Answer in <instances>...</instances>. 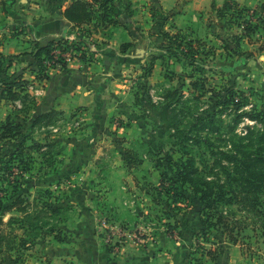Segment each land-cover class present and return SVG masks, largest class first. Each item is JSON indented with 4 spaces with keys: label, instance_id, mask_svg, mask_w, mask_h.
<instances>
[{
    "label": "rangeland",
    "instance_id": "rangeland-1",
    "mask_svg": "<svg viewBox=\"0 0 264 264\" xmlns=\"http://www.w3.org/2000/svg\"><path fill=\"white\" fill-rule=\"evenodd\" d=\"M165 16L166 23H171L170 18L173 15L167 12ZM153 22L152 27L155 30H159L158 25L164 23L161 16H154ZM246 22L248 19L241 21L227 15L223 22L226 28L224 26L220 28L219 39L200 38L206 47L196 44L193 52L189 53L191 56L197 53V50L201 52L197 54L196 72L185 60L177 62L172 59L173 63H171L170 59L164 57L167 56V52L163 45L167 43L162 37L154 43L150 42L149 47L146 45L150 49L159 48L158 56L162 58L161 76L158 78L155 74L145 78L142 76V71L141 75L135 78L133 85L141 94L139 98L146 91L155 104L171 101L169 111L160 113L159 108L150 105L145 112L140 109L137 115L142 133L140 136H124L122 133L110 130L109 127L93 132L96 138L89 139L90 141L84 144L89 147H102L103 153L96 159L97 168L91 182L86 183L84 180L78 182L73 159L70 157L68 161L65 155V146L69 138L85 129L84 121L79 116L66 119L60 113H56L49 121L43 120L33 125V121L27 120L31 101L26 102V99L25 106L17 108L18 116L12 120L20 124L21 131L29 137L26 144L30 145L33 141L49 143L52 146L53 156L49 162H45L34 153L31 161L27 153L23 161L28 163L26 164L28 169L24 171L23 176L15 175L13 177L17 179L12 178L18 182L3 179L4 171L0 169V196L4 195V202H9L13 197H5L6 190L8 194H12L16 186L17 194H24L34 200L40 198L39 191L50 189L60 198L64 196L65 199L62 201L70 206V209L60 219L51 218L49 226L57 225L54 233L39 236L31 245L25 247L11 243L15 248H12L10 253L14 257L19 256L16 264H51L53 259H63L71 241L76 238L75 230L70 227L72 225L77 227L83 215L82 211L81 215L78 214L81 210L78 205H81L80 202L89 194L92 195V199H96L92 204L93 209L96 208L95 236L113 254H119L122 247L128 243L143 245L156 241L160 243L161 236H165L172 243H179L177 260H182L180 264L183 262L199 264L204 257L213 258L217 253L225 250L229 243H232L230 240L232 234L248 256L253 252L257 253L256 255H263L261 243L264 237V212L255 214L237 203L230 204L224 207V210H231L230 224L234 225L237 220L238 223L242 222V225L232 228V233L228 232L225 225L202 230L200 214L202 206L198 198L190 194V189H179L186 199H180L182 205H178L170 198L172 195L169 190L158 188L161 174L166 171V156L170 155L176 160L181 158L183 146L180 142L185 137L199 140L192 145L198 162L205 160L206 163H212L217 157L216 153H211L212 150L215 152L221 148L228 150L230 142L235 143L239 148L248 144V150L251 152L264 154V141L258 142V132L264 131L263 122L260 119L252 120L246 115L248 113L253 116L255 112L264 111V86L261 83L257 90H254L255 87L251 85L254 76L250 75L253 71L261 70L262 58L258 56L253 58L254 53L248 55V51L241 54L242 50L249 48L246 44L241 46L240 52H235L232 48L235 44L231 43L233 36L238 37L242 33L240 29L245 27ZM214 29L217 30L215 27ZM184 34L191 35L186 32ZM262 44H264L263 36L258 46ZM256 55L261 56L258 52ZM145 63L149 66L150 61L146 60ZM143 64L138 65L139 68ZM171 70L175 71L172 75L173 80L165 78V74ZM191 74L194 75L193 80L203 83V88L193 89L188 87L187 83L182 85L183 82L190 81ZM179 85L184 86L181 89L182 95L177 94L174 99L163 101L164 90ZM240 92H245L249 96V101H246L240 109L233 107L231 101L225 103V100L233 95L240 96L238 94ZM1 94L0 89V123L6 116L5 107L10 104L9 101L1 98ZM2 102L5 103L1 104ZM124 121L121 117H117L115 122L125 130L131 124ZM19 144V136L0 140L2 154L14 152ZM95 155L97 153H94V157ZM4 158L5 156L1 160L4 161ZM88 158L92 162L95 160L90 155ZM18 163V160L12 162L15 173ZM2 165L0 162V167ZM80 207L83 211H87L83 204ZM114 208L124 210V216H130V221L118 217L119 215L116 214L120 212L114 211ZM261 209L264 211V205H261ZM129 212L131 214H128ZM11 216L20 217L21 213L13 210L3 216V221L8 222ZM105 220L109 222L105 223ZM114 223L124 229L120 236L111 235L109 226ZM22 226L25 225H21L19 220L9 226L0 222L1 231L13 230L21 234L25 228ZM26 226L28 228V224ZM54 235H57V238ZM85 237L86 240L90 239L88 235ZM207 251H210L211 255H208ZM63 260H65L63 264H73L68 259Z\"/></svg>",
    "mask_w": 264,
    "mask_h": 264
},
{
    "label": "crops",
    "instance_id": "crops-1",
    "mask_svg": "<svg viewBox=\"0 0 264 264\" xmlns=\"http://www.w3.org/2000/svg\"><path fill=\"white\" fill-rule=\"evenodd\" d=\"M5 1L7 4L3 8L1 2ZM73 1L0 0V53L13 58L11 66L0 74V86L2 81L8 78L21 77L29 81L27 93L32 103L27 114L28 121H34L37 116L51 110L60 112L66 119L79 116L84 121L85 129L69 138L65 146V155L68 161L70 157L73 159L78 182L84 180L87 183L95 177L96 159L103 153L102 147L85 145L89 139L96 138L93 132L109 127L110 130L124 136L142 135L137 117L140 111L136 105L137 91L133 85L135 78L143 71L138 65L141 63L146 65V60L158 57L154 61L151 75L156 74L159 78L162 71V58L158 56L159 48H148L150 42L154 43L160 39L153 34L157 30L152 27L154 22L150 8L155 6L173 15L170 18L172 24L165 25L169 31L182 30L191 34L193 38L219 39L220 28L225 27L223 23L225 18L219 17L217 11L228 0H119V15L123 23L112 26L109 35H104L102 30L92 33L98 43L97 59L89 65H85L81 60H71L66 69L53 70L46 83L40 85L37 80L39 67L33 52L37 45H47L50 41L68 39L77 34L79 28L64 14L65 9ZM231 1L255 12L252 22H258L256 18L261 13L257 8L264 5V0ZM127 3L130 4L131 13L124 8ZM261 16L264 19V13ZM262 30L257 29L250 38L240 34L241 46L246 44L249 47L243 51H248V55L254 53L253 58L257 56L262 58L261 70L250 73L254 76L251 84L255 87L254 90H257L261 83L264 86V49L261 50L258 46L260 38L262 36L264 38ZM124 43L132 45L123 51L121 46ZM139 49H144L145 53L142 57H133L139 53ZM257 52L261 56L256 55ZM0 89L2 90L1 87ZM25 100L9 101L3 119L8 116L12 119L17 118L16 110L25 106ZM117 117H121L131 126L124 130V127L116 124ZM94 153H97L95 157ZM89 155L91 158L94 157L93 162L88 158ZM95 201L96 199H92V195L89 194L80 202L81 205H78L79 210L81 209L78 214L81 215L82 211L83 215L77 227L74 225L70 227L75 230L76 238L71 241L63 259H68L73 264H180L182 260H177L179 243H172L165 236H161L160 243L157 241L145 245L128 243L122 247L119 254L111 253L95 236L96 208L93 209L92 205ZM82 204L87 211L82 210L80 207ZM114 211L120 212L116 215L121 219L130 221V216H124V210L114 208ZM85 235L90 236V239L86 240ZM262 242V256L254 252L248 256L238 242H232L225 250L217 253L216 257L206 256L199 264H264V237ZM63 259H53L51 264H63L65 261Z\"/></svg>",
    "mask_w": 264,
    "mask_h": 264
},
{
    "label": "trees",
    "instance_id": "trees-1",
    "mask_svg": "<svg viewBox=\"0 0 264 264\" xmlns=\"http://www.w3.org/2000/svg\"><path fill=\"white\" fill-rule=\"evenodd\" d=\"M7 2H1L3 8L6 7ZM119 0H74L64 11L65 17L72 21L77 28H79L77 34L79 35L76 41L71 42L68 39H58L50 41L47 45H37L33 52L35 62L39 67L37 72V80L40 82L43 79H49L50 74L46 73L45 62L47 59H52L54 56V51L57 47L62 50L68 49L70 46L76 45L78 48H83L81 56H79L85 65H89L94 60L97 59L98 48L92 50H86L90 47L91 42L98 43L93 37L94 31L99 32L102 30L104 35H109L111 33L110 28L114 25H120L123 23L119 15ZM124 8L130 9V4L127 3ZM260 15L256 18L258 22H252V16L255 12H251V9L247 7H242L238 3L228 0L225 2L224 6L218 9V16L221 18H226L227 15L236 17L239 20L246 21L248 19L245 27L242 28V35L250 38L251 35L255 34L257 29L262 28L264 31V19L262 13H264V5L259 6ZM152 17H160L166 24V16L163 10L153 6L150 8ZM262 10V11H261ZM131 13V11L129 10ZM159 24L157 32L154 33L157 37H162L167 43L163 46L167 52L168 59L170 61L185 60L196 72L197 53L190 56V52H193L195 45L199 44L200 47H206L204 41L200 38H193L189 35L184 34L182 30L171 32L167 30L165 24ZM88 26V27H86ZM239 35V34H238ZM242 36H233L231 43L235 45L232 47L235 52H240ZM226 43L227 40H226ZM132 43H124L121 48L126 51ZM174 47V48H172ZM189 50L187 51V49ZM260 49H264V44L260 46ZM191 50V51H190ZM87 52V53H86ZM245 51L242 50L241 54ZM201 53V52H200ZM158 57H154L150 60L149 66L143 65V77L148 78L154 67V61ZM12 57H6L0 53V74L6 71L12 64ZM62 61V60H61ZM63 62V61H62ZM165 63V62H163ZM66 62L63 63L62 70L67 67ZM56 64H52L55 68ZM164 66V64H163ZM171 74V75H170ZM175 71L171 70L165 74V78L170 80L174 79ZM170 75V76H169ZM190 81L183 82L182 85L188 84V87L193 89L203 88V83L199 80H193L194 75H189ZM179 87H169L166 88L165 95L162 96L163 101L174 99L177 94L182 95V88ZM29 86V81L22 79L21 77H16L13 79L3 80L1 83L2 94L1 98L7 101H15L18 99H27L31 101L29 93H27V88ZM24 95H22V93ZM240 96L233 95L226 102L231 101L233 107L240 109L244 106L246 101H249V96L245 92L238 93ZM138 91L136 93V105L145 112L149 105L157 107L160 109V113H167L169 111L170 102H165L164 104H155L149 94V92H144L143 96ZM161 103V102H160ZM58 111L51 110L47 113H43L37 116L33 125L40 121H49L52 116H54ZM60 113V112H59ZM252 120H261L263 122L264 128V111H258L253 114H246ZM212 118V117H210ZM208 120V118L206 119ZM249 129H251L249 127ZM258 142L264 141V131L258 132ZM152 135V134H151ZM20 137V144L14 152L10 154H2L0 146V162H2L1 170L4 171L3 179H8L10 182H18V180H12L15 177H21L24 171L28 169L24 163L23 158L27 153H29V158L33 160V154L37 153L45 162H49L52 158V146L49 143H41L39 141H33L32 144H26L29 139L21 131V126L15 123L10 116H8L4 121L0 123V140H6L12 137ZM199 140L185 137L181 141L183 146L182 157L176 160L172 156H166V166L165 170L161 174L160 184L158 188L166 191L169 190L172 196L170 198L175 204L182 205V201L185 196L179 192L180 188L190 189L194 197L198 198V201L202 208H200L201 223L203 225L202 230H206L212 226L225 225L228 232L232 233L236 225H242V222L238 223L236 220L234 225L230 224L231 210H224L227 205H232L237 203L242 208L254 212L255 214H263L261 205H264V154L253 153L248 150V144H245L239 148L235 143H229L228 147L230 149L224 150L221 148L217 152L212 150V154L216 153L217 157L212 163L198 162L196 154L193 153L192 145L197 143ZM209 146H213L208 144ZM233 147V149H231ZM250 147V146H249ZM5 156V160L2 161L1 158ZM18 160L19 163L16 166L17 173L13 170L12 162ZM199 163V165H198ZM14 176V177H13ZM1 178V175H0ZM17 179V178H14ZM9 182V183H10ZM40 198H34L31 200L29 196L18 193L16 191V186L14 187V192L8 194L6 190L5 197H13L9 202H4V195L0 196V222L2 224H12L13 222L19 220L21 225L25 227L24 232L18 234L13 230H0V264H16L19 260V256L14 257L10 253L11 249L15 246L23 245L29 246L32 244L34 239L39 236L49 235L55 232L56 224L49 226L51 224V218H58L67 213L70 206L64 204L59 195H55L52 190L47 189L39 191ZM43 197V198H42ZM183 198V199H182ZM186 199V198H185ZM16 210L21 213L20 217L11 216L8 222L3 221V216L11 211ZM227 211V212H226ZM216 217V218H214ZM213 218V220H211ZM211 220V221H210ZM60 222V221H59ZM28 224V228L26 226ZM57 238V235H54ZM230 240L233 243H237V239L231 234ZM7 246H6V244ZM208 255H211L210 251H207Z\"/></svg>",
    "mask_w": 264,
    "mask_h": 264
},
{
    "label": "built area",
    "instance_id": "built-area-1",
    "mask_svg": "<svg viewBox=\"0 0 264 264\" xmlns=\"http://www.w3.org/2000/svg\"><path fill=\"white\" fill-rule=\"evenodd\" d=\"M79 35L76 34L75 36L68 38L69 41L74 42L76 41ZM95 50L96 47V43L95 42H91L90 47L86 48V50ZM83 52V48H78L76 45L74 46H70L68 49L62 50L60 47H57L56 50L54 51V56L52 59H47L45 62L46 65V73L51 74V72L53 70H62L63 68V63H69L71 60H76V59H80L79 56H81ZM87 53V52H86ZM63 62H62V61ZM52 64H56L55 68L52 67ZM47 79H43L41 80L39 83L40 85H43L44 83H46ZM105 223H108L109 221L106 222V220L104 221ZM110 230H111V235L113 236H120L121 232L124 231L123 228H121V226L117 223H114L112 225L109 226ZM125 233V232H124Z\"/></svg>",
    "mask_w": 264,
    "mask_h": 264
},
{
    "label": "water",
    "instance_id": "water-1",
    "mask_svg": "<svg viewBox=\"0 0 264 264\" xmlns=\"http://www.w3.org/2000/svg\"><path fill=\"white\" fill-rule=\"evenodd\" d=\"M139 53L137 55H134L133 57H142V55L145 53L144 49H139Z\"/></svg>",
    "mask_w": 264,
    "mask_h": 264
}]
</instances>
